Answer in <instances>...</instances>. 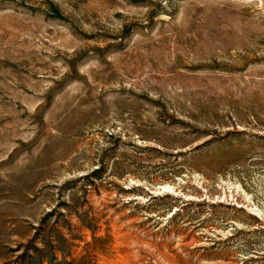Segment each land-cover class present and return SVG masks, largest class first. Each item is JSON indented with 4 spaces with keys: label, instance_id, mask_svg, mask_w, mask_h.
Wrapping results in <instances>:
<instances>
[{
    "label": "rangeland",
    "instance_id": "374dc122",
    "mask_svg": "<svg viewBox=\"0 0 264 264\" xmlns=\"http://www.w3.org/2000/svg\"><path fill=\"white\" fill-rule=\"evenodd\" d=\"M0 264H264V0H0Z\"/></svg>",
    "mask_w": 264,
    "mask_h": 264
}]
</instances>
